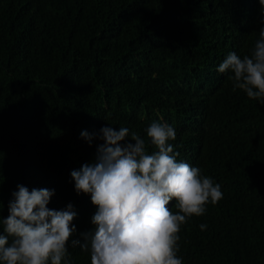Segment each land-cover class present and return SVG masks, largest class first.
Returning <instances> with one entry per match:
<instances>
[{
    "label": "trees",
    "instance_id": "trees-1",
    "mask_svg": "<svg viewBox=\"0 0 264 264\" xmlns=\"http://www.w3.org/2000/svg\"><path fill=\"white\" fill-rule=\"evenodd\" d=\"M261 27L259 0H0V217L17 185L55 190L48 207L77 213L67 262L90 264L72 241L97 208L71 172L101 141L81 133L127 127L151 152L157 121L223 192L182 225L183 264H264V103L218 71Z\"/></svg>",
    "mask_w": 264,
    "mask_h": 264
},
{
    "label": "clouds",
    "instance_id": "clouds-1",
    "mask_svg": "<svg viewBox=\"0 0 264 264\" xmlns=\"http://www.w3.org/2000/svg\"><path fill=\"white\" fill-rule=\"evenodd\" d=\"M259 4L264 13V0ZM218 71L228 74L233 91L264 103V27L249 54L229 53ZM146 133L151 152L145 139L127 127L81 133L90 146L94 139L101 141L94 161L71 172L77 194H89L97 208L94 228L81 233L82 242L72 241L90 253V264H183L178 255L182 225L223 198L220 184L177 159L169 143L177 138L173 126L154 121ZM17 188L9 215L0 217V264H68V244L77 231L73 205L50 209L55 190Z\"/></svg>",
    "mask_w": 264,
    "mask_h": 264
}]
</instances>
